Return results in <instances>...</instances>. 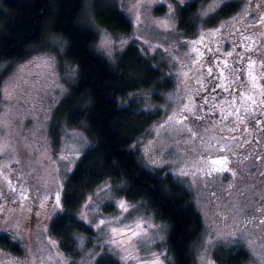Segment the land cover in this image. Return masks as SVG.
I'll use <instances>...</instances> for the list:
<instances>
[{
    "label": "rangeland",
    "instance_id": "obj_1",
    "mask_svg": "<svg viewBox=\"0 0 264 264\" xmlns=\"http://www.w3.org/2000/svg\"><path fill=\"white\" fill-rule=\"evenodd\" d=\"M113 1L131 21L132 30L129 33L113 32L102 26L95 15L96 0H84L81 21L97 32L96 51L112 64L116 65L126 48L135 44L141 53L163 72L164 80L170 81L171 87L165 89L131 92L126 97V102H133L140 109L157 114L156 119L134 144L141 161L152 170L164 169L173 174L192 193L194 204L202 216L203 230L193 247L192 264H221L216 256L218 253L225 255L238 250L247 254V260L242 264H264V224L260 223L264 220V175H261L264 173V157L259 161L237 163L241 157L234 149L239 142L225 140L226 134H219L217 128L208 131L204 137L192 113L185 112L183 115L188 116L185 123L197 133L195 137L160 127L174 112L178 113L180 108L189 102V98L194 101L193 113L197 115L193 91L197 81L203 79L204 75L201 63L193 64V59H203L199 53H193L192 48L198 47L202 53L204 50L190 42L197 41L202 33L212 34L219 27L230 25L236 20L245 25H254L246 35L248 43L253 45L263 33L256 31V28L262 25L264 18L259 20L256 13L250 14L249 0H225L215 12L209 7L211 0H185L183 5L178 3V0H167L174 9V19H168V9L156 0H145L138 10L134 9V14L124 10L125 7H130V4L122 5L119 0ZM232 3L243 4L239 7L240 15L236 14L228 19L222 17L219 26L210 29V19ZM189 4L196 7L194 20L197 28L191 34H187L181 22L182 9ZM255 4L264 9V2ZM206 8L209 15L203 14ZM136 14L140 17L139 21L136 20ZM165 20L174 26L172 31L164 32L157 27L158 22ZM102 38H106L110 45L107 51L101 47ZM157 45L162 47H156ZM67 46L68 42L64 37L47 29L38 43L28 47L22 57H9L0 62V86L8 91L17 89L21 80L35 81L36 73H42L41 84L46 82L43 95L36 96L32 103L0 100V119L4 124L0 128V146L6 149L0 151V235H8L20 249V252L14 253L0 246V264H60L57 253L61 254L66 264H97L98 257L104 252L111 253L121 264H126L121 257L127 256L128 253L113 249L105 242L108 239L105 229L98 230L88 224L93 234L77 233L76 237L80 239L82 247L77 246L76 257L69 255L62 248L60 239L51 230L54 218L64 211V194L69 176L81 156L92 145L86 122L72 124L66 113H61L62 103L78 79V68L66 55ZM48 58L52 61L51 69H37L32 63ZM185 72L188 73L187 77L182 75ZM189 84H194V88ZM13 94L15 95V92ZM217 95L218 93L213 100ZM222 103L219 102L220 105ZM210 142H214L218 147L231 146L235 156H230L233 161L230 167L236 171V177L225 172L208 181L206 177L201 180L199 176L178 175L180 168L193 171L191 161L195 160ZM224 154L212 153L213 157ZM182 160L186 162L182 163ZM202 166L204 161L201 160L197 167ZM105 183L111 185L112 200L128 201L130 205L138 208L137 216H143L155 225V228L148 232L151 242L147 246L137 244L133 249L137 259H129L127 264H143L153 253L160 255L162 264H173L174 257L168 245V224L159 220L144 202L129 200L121 192L122 183L107 180L99 184L87 193L81 205L89 196L96 200L97 197L93 196V193ZM12 188L17 191L12 192ZM21 193L27 199H24ZM57 193L63 211L55 207L54 197ZM214 204H237L244 206V211L235 217L221 219L214 214ZM81 205L77 210L78 216ZM220 211L221 215H228L226 209L221 208ZM119 216L120 210L112 206L111 201L105 200L99 204L95 213L89 212L88 220L94 224L98 219ZM124 220L131 223L128 214H125ZM249 220L251 223H248ZM49 239L56 242V247L48 245Z\"/></svg>",
    "mask_w": 264,
    "mask_h": 264
},
{
    "label": "trees",
    "instance_id": "obj_2",
    "mask_svg": "<svg viewBox=\"0 0 264 264\" xmlns=\"http://www.w3.org/2000/svg\"><path fill=\"white\" fill-rule=\"evenodd\" d=\"M83 5L84 0H2L0 4V62L22 57L49 29L67 40L66 55L78 68V79L62 103L61 113H66L72 124L86 122L92 145L69 176L64 211L54 218L52 233L60 239L62 248L76 257L78 248L73 237L77 233L93 234L92 228L77 218V210L88 192L112 180L123 184L121 192L129 200L144 202L168 224L173 264H192L193 247L203 230L202 216L192 193L173 174L164 169L152 170L141 161L134 144L157 114L126 102L131 92L165 89L171 87L170 81L164 80L163 72L135 44L126 48L116 65L99 54L95 48L97 32L81 21ZM238 8V3L223 7L210 19V25ZM195 12L196 7L190 4L182 9L181 22L187 34L197 28ZM95 15L102 26L113 32L132 30L131 21L113 0H96ZM0 246L20 252L6 234L0 235ZM216 256L221 264H242L247 260L243 250ZM97 264L121 263L104 252Z\"/></svg>",
    "mask_w": 264,
    "mask_h": 264
},
{
    "label": "snow or ice",
    "instance_id": "obj_3",
    "mask_svg": "<svg viewBox=\"0 0 264 264\" xmlns=\"http://www.w3.org/2000/svg\"><path fill=\"white\" fill-rule=\"evenodd\" d=\"M119 2L124 4H130V7H125L124 10L127 11L130 14H134V9L138 10L139 7H141L145 0H119ZM150 2V0H149ZM157 3H162L169 12L168 19H174L172 17V12H174V9L171 7L170 4L167 3V0H156ZM225 0H211V3L209 7H211V11L215 12L216 9L224 3ZM178 3L183 5L185 3V0H178ZM214 5V6H213ZM204 15H209V12L207 8L205 9ZM140 17L138 14H136V20L139 21ZM157 27L162 29L164 32H169L173 30V25L169 24L167 20L160 21L157 24ZM217 32L220 30L217 29ZM212 35H215L213 33ZM206 34H201L199 36V39L197 41L190 42L193 45H201L205 43ZM144 43H147V41H144ZM188 43V42H186ZM101 47L107 51L110 48V45L106 38L101 39ZM156 47H162L160 45H157ZM218 50V49H217ZM166 51V50H165ZM208 51L211 52L212 49L208 48ZM193 53H199V56L202 57L203 53L199 51L198 47L192 48ZM229 56L232 55V53H228ZM238 59L240 58V55L237 54ZM37 69H51L52 67V61L50 58L45 59L43 61H33L32 62ZM193 64H200L199 58L193 59ZM212 64L215 65L216 61L213 60ZM225 67H227V61L224 62ZM261 67H264V62L261 63ZM245 72V80L251 84L252 89H258L260 87L258 81L260 79H264V71H258L257 70V61L252 59L251 57H248V60L245 64L244 68ZM207 73L209 76H213V69L212 67L207 68ZM42 73H36L37 79L33 82H29L26 80H21L17 86V89H14L12 91H8L4 87L0 86V100H15L17 103H32L33 100L36 99V96L43 95L45 84L40 83ZM183 76L187 77L188 73H182ZM221 77H223V73H221ZM214 79H217V77H213ZM223 79L227 80L228 77H223ZM198 83H201V88L204 91H209L206 88H203L202 82L198 81ZM217 87H222L224 91H230V88L221 83L218 85H214L211 89L212 92L216 91ZM231 91H236L235 89H231ZM15 92V95L13 94ZM34 93L36 95H34ZM241 100L245 101V114L251 115L255 111V108L249 107L247 105V102H250L251 105H256L257 101L252 95H246L241 91ZM235 98L232 100L231 104L232 106L235 105ZM204 104L207 103V99L205 98L203 101ZM261 104H264V101L260 102ZM35 106V105H33ZM203 107V104L201 105ZM194 108V101L189 98V102L185 103L179 110V112H174L171 116L167 118L164 124H162L161 128H170L172 131H175L178 134H190V137H195L197 135L196 132L193 131L191 127H189L185 121L188 120V116L183 115V113L188 112L192 113L194 116V119L201 120L204 117L203 116H197L193 113ZM229 116L234 117V123L236 125L243 124L244 123V115H241V109L236 108L235 112L228 113ZM264 115V113H262ZM4 126L3 120L0 119V128ZM230 131L234 129H229ZM225 140L229 139L228 137H224ZM231 139L235 140L236 137L233 136ZM6 150L3 146H0V151ZM213 152H221L225 153L222 156H215L213 157ZM204 153H208V155H204ZM230 156L234 157L235 153L232 152L231 146H217L214 142H210L207 147L203 149L201 154L193 161H191L193 171L189 172L185 170V168H180L178 175L181 176H199L201 180H204L206 177L208 181H211L213 177H219L223 175L225 172L230 173L232 177H236L237 173L236 171L230 167L232 164V159H230ZM65 157H62L64 159ZM78 158V156H77ZM248 159V155H244L241 160H239L237 163L243 164ZM257 160L260 159V157H256ZM204 161V166L197 167V165L200 163V161ZM155 162V161H154ZM186 161L182 160V163H185ZM261 175H264V173H261ZM9 184H11V181H9ZM206 186V185H205ZM12 192H16V188L11 189ZM123 191V189H121ZM103 194V195H102ZM21 196L24 199H27L26 196L21 193ZM93 196L97 197L96 200H93L92 196L87 197L85 203L81 205V212L79 216L77 217L79 220L83 221L85 224H90L91 227H94L96 229H105L106 235L108 236V239L105 241L107 244L111 245L113 249H119L121 252H127V256H122L121 258L125 260L126 264L129 259H137V257L133 254V249L136 248V245H142L147 246L148 243L151 242V240L148 237V232L150 229L155 228V225L151 224L147 218L143 216H137L136 212L138 211V208H136L133 205H130L128 201L121 199L119 201H115L111 199V185L108 183H105L99 187L98 190H96L93 193ZM213 196H215V192H213ZM55 199V207L58 208L60 211H63V208L60 204V196L57 193V195L54 197ZM105 200L111 201V205L117 207L120 210V216L115 218H104V219H98V222L92 224L88 220V214L89 212L95 213V211L99 208V204L104 202ZM13 202H15V199H13ZM214 203V202H213ZM247 204V201H245V205ZM224 208L226 209L228 215H221L220 209ZM87 209V211H85ZM214 214L219 216L221 219H228L229 216L235 217L236 214L244 211V206L237 205V204H229V205H215L213 208ZM125 214H128L129 219H131V223H129L127 220H124ZM124 220V222L121 224V221ZM248 223H251V220L248 221ZM261 224H264V220L260 221ZM73 239L76 241V244L78 247H82L81 241L77 237H73ZM48 245L51 247H56V242L52 240L47 241ZM51 259V257H49ZM57 259L60 261V264H66V262L61 258V254L57 253ZM14 264V262H12ZM143 264H162L160 255H157L155 253L152 254V257L150 259H147L143 261Z\"/></svg>",
    "mask_w": 264,
    "mask_h": 264
},
{
    "label": "flooded vegetation",
    "instance_id": "obj_4",
    "mask_svg": "<svg viewBox=\"0 0 264 264\" xmlns=\"http://www.w3.org/2000/svg\"><path fill=\"white\" fill-rule=\"evenodd\" d=\"M251 3L250 14L252 12L257 14V18L260 20L264 18V9L255 4V2H264V0H249ZM248 4V6L250 5ZM243 4L238 3V7ZM253 5V10H252ZM241 8H238L234 13L225 16V19L231 18L234 15H240ZM244 16H247L244 14ZM224 19V18H223ZM221 21L219 20L216 24L209 26L210 29L219 26ZM254 25H245L239 21H232L230 25H223L219 27V32L215 31V35L209 33L206 35L205 43L199 45L203 50V56L200 61L201 71L203 72L204 78L199 80L203 84V88L209 91H204L201 88V83L196 84V89L193 91V97L197 103V116H203L201 120H194L195 123L200 127V133L206 137L208 131L217 128L219 134H226L227 140H233L231 137L235 136L238 141L237 147L234 149L237 151L239 157L248 155L246 161H259L264 157V79L258 81L260 87L258 89H252L251 84L245 80V64L248 57L257 61V70L264 71V67H261V63L264 62V21L262 25L256 28V31H263L253 45L248 43L246 35L249 30H252ZM207 44V46H205ZM208 48L212 51L209 52ZM218 49V50H217ZM228 53H232L231 56ZM237 54L240 55L238 59ZM211 56V57H210ZM215 60L216 64L213 65L212 61ZM227 61V67L224 62ZM212 67L213 76H209L207 68ZM228 77L227 80L221 77ZM213 77H217L214 79ZM225 84L230 88V91H224L222 87H217L215 92L211 89L214 85ZM194 88V84H189ZM235 89L236 91H231ZM241 91L246 95H252L256 101V105H251L247 102L249 107L255 108V111L251 115L245 114V101L241 100ZM218 93L217 97L215 94ZM207 99V103L204 104V99ZM235 98V105L232 106L231 102ZM223 102L221 105L219 102ZM203 104V107L201 105ZM236 108L241 109V115H244V123L236 125L234 123V117L229 116L228 113L235 112ZM193 118V116H191ZM190 118V119H191ZM229 129H234L230 131ZM256 157H260L259 160ZM240 160V159H239Z\"/></svg>",
    "mask_w": 264,
    "mask_h": 264
},
{
    "label": "water",
    "instance_id": "obj_5",
    "mask_svg": "<svg viewBox=\"0 0 264 264\" xmlns=\"http://www.w3.org/2000/svg\"><path fill=\"white\" fill-rule=\"evenodd\" d=\"M44 11H45V9H44ZM37 29H38V27H37V25H36V26H35V30H34V34H33V36H34L35 33L37 32ZM12 50H14V48H13Z\"/></svg>",
    "mask_w": 264,
    "mask_h": 264
},
{
    "label": "bare ground",
    "instance_id": "obj_6",
    "mask_svg": "<svg viewBox=\"0 0 264 264\" xmlns=\"http://www.w3.org/2000/svg\"><path fill=\"white\" fill-rule=\"evenodd\" d=\"M12 51H14V50H12Z\"/></svg>",
    "mask_w": 264,
    "mask_h": 264
}]
</instances>
